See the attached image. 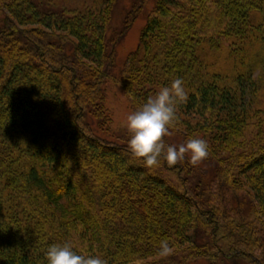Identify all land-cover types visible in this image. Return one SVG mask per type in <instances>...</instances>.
<instances>
[{
  "label": "trees",
  "instance_id": "16d2710c",
  "mask_svg": "<svg viewBox=\"0 0 264 264\" xmlns=\"http://www.w3.org/2000/svg\"><path fill=\"white\" fill-rule=\"evenodd\" d=\"M117 1L0 0V264L65 242L106 264H264V0H152L115 71L147 0L113 28ZM174 78L188 97L163 139L208 155L148 167L109 85L133 111Z\"/></svg>",
  "mask_w": 264,
  "mask_h": 264
},
{
  "label": "clouds",
  "instance_id": "9594fccd",
  "mask_svg": "<svg viewBox=\"0 0 264 264\" xmlns=\"http://www.w3.org/2000/svg\"><path fill=\"white\" fill-rule=\"evenodd\" d=\"M181 78H174L169 85L161 86L153 95L127 114L124 127L129 133L127 148L148 167L159 166L161 161L174 165L183 160L185 154L193 163L208 155V144L204 138L189 137L184 143L166 144L163 137L177 120V106L187 100ZM166 240L159 241V250L166 253ZM46 264H106L99 255L78 254L70 243H54L45 252Z\"/></svg>",
  "mask_w": 264,
  "mask_h": 264
},
{
  "label": "rangeland",
  "instance_id": "374dc122",
  "mask_svg": "<svg viewBox=\"0 0 264 264\" xmlns=\"http://www.w3.org/2000/svg\"><path fill=\"white\" fill-rule=\"evenodd\" d=\"M138 0H118L114 6L113 15H112V27L117 28L120 27L124 16L127 12L134 10ZM152 6V0H147L145 6L141 11L137 10V15L134 14V19L131 20L129 25L126 26L122 36L119 38L115 50H116V69L115 71L122 68L125 64L127 54L136 46L141 28L145 23V17L148 11ZM133 13V12H132ZM136 15V16H135ZM1 18V13H0ZM109 93H107L106 97V104L109 107L111 116H112V123L114 127H124L125 118L128 113L131 112L126 99L124 98L123 94L121 93V88L119 85L111 84L109 85ZM175 138V136H173ZM176 141H180L179 138L176 136Z\"/></svg>",
  "mask_w": 264,
  "mask_h": 264
}]
</instances>
